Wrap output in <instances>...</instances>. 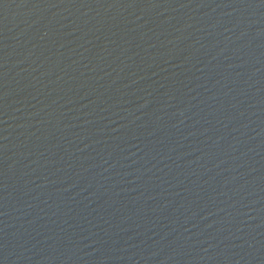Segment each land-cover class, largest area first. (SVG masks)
Instances as JSON below:
<instances>
[{"label": "water", "instance_id": "1", "mask_svg": "<svg viewBox=\"0 0 264 264\" xmlns=\"http://www.w3.org/2000/svg\"><path fill=\"white\" fill-rule=\"evenodd\" d=\"M0 264H264V0H0Z\"/></svg>", "mask_w": 264, "mask_h": 264}]
</instances>
